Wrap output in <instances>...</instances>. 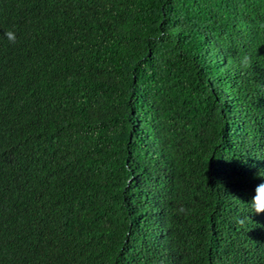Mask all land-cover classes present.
<instances>
[{
    "label": "trees",
    "instance_id": "obj_1",
    "mask_svg": "<svg viewBox=\"0 0 264 264\" xmlns=\"http://www.w3.org/2000/svg\"><path fill=\"white\" fill-rule=\"evenodd\" d=\"M260 171L264 0H0V264H264Z\"/></svg>",
    "mask_w": 264,
    "mask_h": 264
},
{
    "label": "clouds",
    "instance_id": "obj_2",
    "mask_svg": "<svg viewBox=\"0 0 264 264\" xmlns=\"http://www.w3.org/2000/svg\"><path fill=\"white\" fill-rule=\"evenodd\" d=\"M4 35L6 38L11 42L15 43L16 41V33L8 29L4 32ZM164 33H157L153 37L154 39H159L161 36H163ZM240 65L243 69H248L251 65V58L249 55L245 54L240 58ZM258 176L264 177V171H260L257 173ZM250 206L253 210V213L260 214L264 213V180H261L260 183H258L254 189V194L252 196L251 201L249 202ZM179 212L185 213L186 209L184 207L179 208ZM245 221L244 219L238 220V223L243 224Z\"/></svg>",
    "mask_w": 264,
    "mask_h": 264
}]
</instances>
